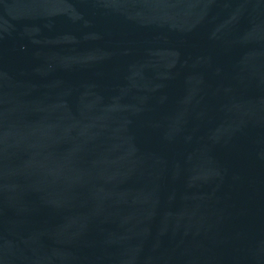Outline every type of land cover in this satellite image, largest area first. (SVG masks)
<instances>
[{
	"label": "water",
	"instance_id": "obj_1",
	"mask_svg": "<svg viewBox=\"0 0 264 264\" xmlns=\"http://www.w3.org/2000/svg\"><path fill=\"white\" fill-rule=\"evenodd\" d=\"M0 264H264V0H0Z\"/></svg>",
	"mask_w": 264,
	"mask_h": 264
}]
</instances>
